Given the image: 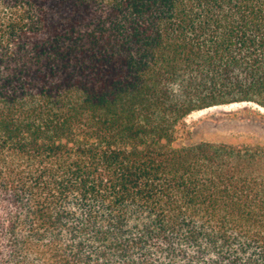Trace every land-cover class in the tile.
<instances>
[{
  "label": "trees",
  "instance_id": "1",
  "mask_svg": "<svg viewBox=\"0 0 264 264\" xmlns=\"http://www.w3.org/2000/svg\"><path fill=\"white\" fill-rule=\"evenodd\" d=\"M232 103L264 0H0V264H264V146L182 142Z\"/></svg>",
  "mask_w": 264,
  "mask_h": 264
},
{
  "label": "rangeland",
  "instance_id": "2",
  "mask_svg": "<svg viewBox=\"0 0 264 264\" xmlns=\"http://www.w3.org/2000/svg\"><path fill=\"white\" fill-rule=\"evenodd\" d=\"M182 142L264 146V109L251 103L212 106L188 114Z\"/></svg>",
  "mask_w": 264,
  "mask_h": 264
},
{
  "label": "clouds",
  "instance_id": "3",
  "mask_svg": "<svg viewBox=\"0 0 264 264\" xmlns=\"http://www.w3.org/2000/svg\"><path fill=\"white\" fill-rule=\"evenodd\" d=\"M172 96L174 97H181L182 96V89L179 82H175L168 85Z\"/></svg>",
  "mask_w": 264,
  "mask_h": 264
}]
</instances>
